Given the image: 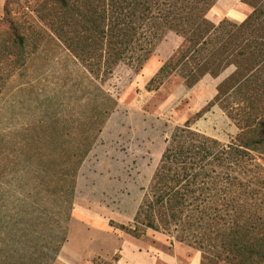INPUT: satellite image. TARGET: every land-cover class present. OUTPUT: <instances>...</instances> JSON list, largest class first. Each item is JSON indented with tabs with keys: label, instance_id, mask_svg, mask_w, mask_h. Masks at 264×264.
Returning a JSON list of instances; mask_svg holds the SVG:
<instances>
[{
	"label": "rangeland",
	"instance_id": "rangeland-1",
	"mask_svg": "<svg viewBox=\"0 0 264 264\" xmlns=\"http://www.w3.org/2000/svg\"><path fill=\"white\" fill-rule=\"evenodd\" d=\"M6 4L23 43L6 39L0 49V264L191 261L199 251L172 235L148 230L136 238L118 227L133 222L174 127L205 107L235 67L193 87L177 77L152 82L182 43L169 32L139 71L121 63L95 79L50 30L44 0H0L1 27ZM252 10L242 0H218L208 18L242 22ZM110 97L117 105L107 118ZM100 127L74 197L59 191L63 181L43 178L42 153L61 155ZM193 127L225 143L239 132L217 105Z\"/></svg>",
	"mask_w": 264,
	"mask_h": 264
},
{
	"label": "trees",
	"instance_id": "trees-1",
	"mask_svg": "<svg viewBox=\"0 0 264 264\" xmlns=\"http://www.w3.org/2000/svg\"><path fill=\"white\" fill-rule=\"evenodd\" d=\"M217 1L44 3L52 11L50 30L95 79L121 63L139 71L169 32L182 43L152 82L177 77L193 87L206 75L217 77L235 67L205 107L174 127L133 222L118 228L136 238L148 230L172 235L199 251L201 264H264V0H242L253 9L247 18L216 24L208 13ZM3 21L0 49L8 46L6 39L22 44L8 4ZM108 104L107 118L116 98L110 97ZM215 105L239 129L229 143L193 127ZM100 131L90 141L69 144L61 155L42 153L43 178L63 181L59 191L74 197L79 170ZM55 139L52 135L53 145L61 146Z\"/></svg>",
	"mask_w": 264,
	"mask_h": 264
},
{
	"label": "crops",
	"instance_id": "crops-1",
	"mask_svg": "<svg viewBox=\"0 0 264 264\" xmlns=\"http://www.w3.org/2000/svg\"><path fill=\"white\" fill-rule=\"evenodd\" d=\"M172 262H173V264H201V255H200V252H197L195 254L194 258L191 261L187 262V263L184 260H178V259H176L174 261L172 260ZM117 264H124V260L123 261H119ZM149 264H154V263L150 262Z\"/></svg>",
	"mask_w": 264,
	"mask_h": 264
}]
</instances>
